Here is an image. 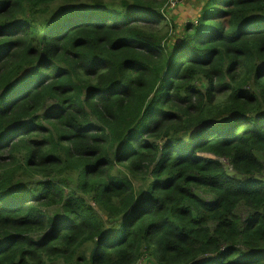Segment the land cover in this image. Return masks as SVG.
Listing matches in <instances>:
<instances>
[{
  "label": "trees",
  "instance_id": "1",
  "mask_svg": "<svg viewBox=\"0 0 264 264\" xmlns=\"http://www.w3.org/2000/svg\"><path fill=\"white\" fill-rule=\"evenodd\" d=\"M177 1L0 0V264H264V0Z\"/></svg>",
  "mask_w": 264,
  "mask_h": 264
},
{
  "label": "rangeland",
  "instance_id": "2",
  "mask_svg": "<svg viewBox=\"0 0 264 264\" xmlns=\"http://www.w3.org/2000/svg\"><path fill=\"white\" fill-rule=\"evenodd\" d=\"M200 5L198 0H178L174 6L170 5L168 8L169 26L166 28L168 30L167 40L170 43L175 42L181 34V26L184 23L197 17Z\"/></svg>",
  "mask_w": 264,
  "mask_h": 264
}]
</instances>
